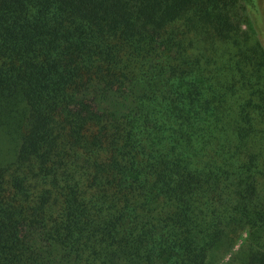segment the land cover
<instances>
[{
  "label": "trees",
  "instance_id": "16d2710c",
  "mask_svg": "<svg viewBox=\"0 0 264 264\" xmlns=\"http://www.w3.org/2000/svg\"><path fill=\"white\" fill-rule=\"evenodd\" d=\"M263 9L0 0V264H264Z\"/></svg>",
  "mask_w": 264,
  "mask_h": 264
},
{
  "label": "rangeland",
  "instance_id": "374dc122",
  "mask_svg": "<svg viewBox=\"0 0 264 264\" xmlns=\"http://www.w3.org/2000/svg\"><path fill=\"white\" fill-rule=\"evenodd\" d=\"M259 24L264 40V9L262 16L259 18ZM251 241L252 239L248 228L240 229L234 234L231 233L228 237L227 244L225 243L223 246L219 247L214 253L212 264H259L252 261L251 256H249L248 252L246 253V244ZM262 241L264 242V238L261 242ZM258 248L261 247L258 246ZM260 252L264 253V248H261L259 253ZM246 254H248V256ZM257 255L261 257V253Z\"/></svg>",
  "mask_w": 264,
  "mask_h": 264
}]
</instances>
